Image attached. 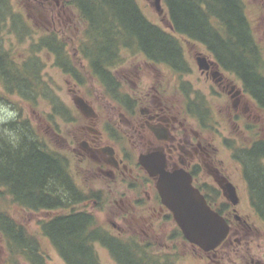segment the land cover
Here are the masks:
<instances>
[{
    "label": "flooded vegetation",
    "instance_id": "flooded-vegetation-1",
    "mask_svg": "<svg viewBox=\"0 0 264 264\" xmlns=\"http://www.w3.org/2000/svg\"><path fill=\"white\" fill-rule=\"evenodd\" d=\"M170 1L173 4L175 0ZM187 1L205 13L210 8L206 0ZM23 2L29 11L28 17L32 9L43 13L39 18L52 28L48 29L49 32L66 37L64 42L73 37L68 26L71 21L68 10L73 13V7L68 0ZM153 2L149 0L151 6H154ZM238 2L249 21L257 72L264 80V0ZM157 15L159 21L154 25L175 40L180 60L157 62L143 53H130L124 57L120 52L109 67L100 70L93 68L89 60V70L82 73L89 82V101H85L89 104L90 113L89 116L81 114L76 146L72 150L78 162L85 166L89 178L102 181L103 186L84 189L74 180L76 189L86 195V200L78 210L41 211L48 215L39 221L40 232L45 220L84 213L94 219L97 214H110L122 222L131 219L137 223L132 228L133 232L139 229L146 235L143 228L153 226V222H148L157 216L168 217L170 214L161 204L155 179L149 177L139 163L141 155L155 153L164 161L166 171L182 168L187 172L192 185L229 225L225 240L214 251L203 252L183 240L198 253V257L208 259L211 254L232 247L250 250L252 246L247 233L254 227L249 216H242L237 210L240 203L237 187L231 181L230 172L217 161L208 133L213 120L216 124L213 131L217 132V124H232L235 136L246 138L245 146L231 145L229 151L232 156L245 147L248 151L256 143H264V99L254 94L252 87L244 82L241 73L231 63L229 52L222 45L227 38L222 33L221 20L215 14H208L207 23L217 35L208 37L176 32L167 0H161V12ZM79 57L75 56L76 62L74 58L72 61L81 68L83 60ZM85 65L88 66L87 62ZM249 69L253 72L252 66ZM70 91L73 95L76 92L75 89ZM240 124L249 125L245 130ZM141 174L145 175L148 187L151 185L153 188L152 196L140 189ZM216 179L223 185L230 182L235 187L239 198L236 206L226 200ZM247 191L252 216L260 221L251 206L250 191ZM142 192L146 197L141 198ZM149 209L151 212L148 213ZM111 223V229L121 230L118 224ZM43 237L49 240L47 236ZM252 255H248L244 264H264V252L258 249ZM60 258L67 264L63 257Z\"/></svg>",
    "mask_w": 264,
    "mask_h": 264
},
{
    "label": "trees",
    "instance_id": "trees-1",
    "mask_svg": "<svg viewBox=\"0 0 264 264\" xmlns=\"http://www.w3.org/2000/svg\"><path fill=\"white\" fill-rule=\"evenodd\" d=\"M68 1L84 25L76 50L79 58L87 62L88 70L89 60L93 68L100 70L109 67L120 52L143 53L157 62L180 60L175 40L144 16L136 0ZM167 3L171 5L175 31L180 34L217 35L207 23L208 14H215L221 20L222 33L227 38L222 45L227 48L231 63L254 94L264 99V80L257 72L250 24L238 0H206L210 6L206 13L187 0H175L173 4L167 0ZM14 15L8 2L0 0V32L14 33L22 43L29 33L19 30ZM8 21L12 28H7ZM45 36L26 49L20 60L11 50H3L0 44V104L10 102L9 97H16L31 106L38 100H47L52 107L51 113L68 121V108L60 103L43 79L44 65L39 54H53L55 66L76 80L80 79L79 71L86 72V69H77L57 33L50 32ZM251 66L253 72L249 69ZM233 158L242 168L251 206L264 223V143L258 142L248 151L246 147L236 151ZM76 188L68 159L45 144L30 120L21 118L19 113L0 125V202L6 197L17 207L34 212L78 210L77 206L86 200V195ZM168 217L172 219L171 214ZM42 223L41 234L49 238L67 264H99L94 249L96 243L106 248L117 264L174 263L168 255L148 251L151 245L139 241L138 237L122 239L110 234L97 225L96 219L84 213L55 217ZM174 236L185 240L178 227ZM0 238L11 264L21 261L47 264L38 239L1 208Z\"/></svg>",
    "mask_w": 264,
    "mask_h": 264
},
{
    "label": "rangeland",
    "instance_id": "rangeland-1",
    "mask_svg": "<svg viewBox=\"0 0 264 264\" xmlns=\"http://www.w3.org/2000/svg\"><path fill=\"white\" fill-rule=\"evenodd\" d=\"M6 1L10 5L12 14H15L14 16L20 26L19 30L25 34L29 33V36L27 35L28 37L25 38L22 43H19L14 33L5 34V32L1 33V30L0 44L3 46V50H11L15 53V58L20 60L24 57V55L22 56V53L26 49H30L32 44L39 43L41 38L46 37L45 35L49 34V30L52 28H49L44 21L40 20L39 16H43L41 11H34L32 9V13H30V17H28L29 11L23 0ZM136 1L144 16L151 23H158L159 17L154 6L150 5L149 0ZM72 10L73 13L68 10V15L71 20L70 23H68V26L70 27L73 37L67 39V41L63 44L69 52V55L71 56L70 58L72 60L74 58L75 61V56H79L76 49L77 44L82 37L84 25L82 26L75 10L73 8ZM9 26L12 28V23L10 25V22L8 21L7 28H9ZM60 38L63 42V39H66V37H63L62 35H60ZM75 53L76 55H74ZM126 54L128 53H124V57ZM137 55L139 54L137 53ZM39 56L44 65L42 70L43 79L52 88L53 93L59 98L60 103L68 108V121H65L61 116L51 113L52 107L47 100H38L36 105L31 106L25 101H20L16 97H9L10 102H2L4 104H0V106H6L9 111L15 112L16 115L14 117H10L6 112L0 111V125L14 119L19 113H21V118L30 120L39 134V137L44 140L48 147L63 154L68 159L69 170L78 186L84 189H89L90 187H102V181L92 180V178H89V173L87 172L85 166L78 162V159L75 155H73L74 152L72 150V148H74L73 146H76L75 140L78 133V127L80 125L81 115L74 107L72 101L73 94L70 90L75 89L76 92H74V95H78L89 101V82L87 77L84 73L79 71L80 79L76 80L70 75L64 73L61 68L55 66V56L51 53L41 52ZM76 67L79 69L78 65H76ZM83 67L87 69V65H85L84 61L83 66L80 69ZM73 83L76 84V86H74ZM211 123H213L212 129L208 135L212 139L214 154L216 155L217 161L221 162V164L230 172L231 181L236 185L240 196V203L237 210L242 216L248 215L249 222L254 227L251 232L247 233V240L251 242L252 246L250 250H247L246 248L236 249L235 247H232L230 250L216 252L214 255L211 254L208 259L205 257L201 259L198 257V253L190 248L189 244H186L182 239L174 236L176 225L170 217L165 215H161L159 217L157 216L148 222V224L153 222V226L150 227V229L143 228L146 235L142 234L139 229H137V232H133L132 228L137 224L135 221L128 219L122 222L121 220H116L110 214H97V225L106 228L114 235L119 233L116 237H121L122 239L132 236L138 237L139 241L151 245L150 248H147L148 251L159 255H168L171 259H173V264H244L248 255H252L258 249L264 252V225L257 219L256 216V218L252 216L253 213L250 209V204L248 203L247 186L242 176L241 167L229 151L231 145L234 146L236 144H240L245 146L246 138L244 136L237 138L232 124H217L219 129L217 132L215 130L213 131L216 126L215 121L213 120ZM240 125L246 130V127L249 124ZM147 183L148 181L146 180L145 175L141 174L140 189L142 191H148L152 196L153 188L151 185L148 187ZM141 196V198L146 197L143 192L141 193ZM3 200L5 201L0 202V208L5 210L17 222L23 224L27 232L38 239L41 249L47 257V264H65L60 258L58 252L52 246L51 242L47 238L43 237L40 232L39 221H41L48 214L23 210L13 203H10L6 197ZM151 206L152 205L149 204V207ZM77 207L80 208L79 206ZM97 209H99V206ZM147 212H151L150 209ZM111 222L118 224L121 227V230L117 231L111 229ZM94 249L97 254L99 264H117L110 256L108 250L99 243L94 245ZM0 264H11L6 247L1 238ZM18 264L25 263L21 261L18 262Z\"/></svg>",
    "mask_w": 264,
    "mask_h": 264
},
{
    "label": "water",
    "instance_id": "water-1",
    "mask_svg": "<svg viewBox=\"0 0 264 264\" xmlns=\"http://www.w3.org/2000/svg\"><path fill=\"white\" fill-rule=\"evenodd\" d=\"M153 3L155 10L161 12V0H154ZM73 103L83 115L89 116L90 108L83 98L75 95ZM139 163L149 177L155 179L161 204L170 211L186 241L203 252L215 250L226 238L229 225L192 185L190 175L182 168L166 171L164 161L155 153L141 155ZM216 181L225 198L236 206L239 199L235 187L230 182L223 185L222 181Z\"/></svg>",
    "mask_w": 264,
    "mask_h": 264
},
{
    "label": "clouds",
    "instance_id": "clouds-1",
    "mask_svg": "<svg viewBox=\"0 0 264 264\" xmlns=\"http://www.w3.org/2000/svg\"><path fill=\"white\" fill-rule=\"evenodd\" d=\"M0 111L6 112L10 117H14L16 115L15 112L9 111L6 106H0Z\"/></svg>",
    "mask_w": 264,
    "mask_h": 264
}]
</instances>
